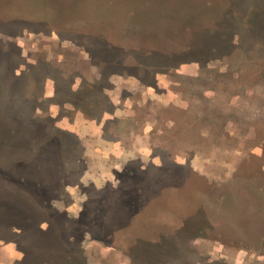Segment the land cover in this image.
Returning a JSON list of instances; mask_svg holds the SVG:
<instances>
[{"label": "rangeland", "instance_id": "374dc122", "mask_svg": "<svg viewBox=\"0 0 264 264\" xmlns=\"http://www.w3.org/2000/svg\"><path fill=\"white\" fill-rule=\"evenodd\" d=\"M14 249L264 264V0H0V264Z\"/></svg>", "mask_w": 264, "mask_h": 264}, {"label": "crops", "instance_id": "0c3cea01", "mask_svg": "<svg viewBox=\"0 0 264 264\" xmlns=\"http://www.w3.org/2000/svg\"><path fill=\"white\" fill-rule=\"evenodd\" d=\"M159 74H155L153 75L154 77L157 76ZM131 78V79H130ZM157 78V77H156ZM111 82L109 83L110 84V87L111 89L109 91H113V90H117L118 89V86L120 84H124V88L127 87V85L125 84H132L134 82H136V86L139 85L140 83V80H138L136 77L134 76H128L127 78L125 79H122V82H126V83H121L119 81H115L114 77L111 76ZM158 80V79H157ZM156 86H158L157 88L160 87L159 85V81L154 83ZM145 88L144 89H152L151 86H144ZM153 87V86H152ZM129 88H132V87H129ZM154 89V87H153ZM129 91V90H128ZM107 94V93H106ZM144 92H142L141 96H144ZM109 99H110V102L113 106H116V98L115 97H112V96H109ZM119 108V107H118ZM124 111H127V114H128V110L127 108L124 106ZM117 112V108H115L113 110V115L116 114ZM50 115L52 116V114L50 113ZM50 116V117H51ZM111 116V115H110ZM77 123H80V119H78V122ZM76 123V124H77ZM84 125L87 126V128H90V129H93V125H92V122H89V121H84ZM74 126V125H73ZM89 252H87L86 250H80V251H75V254H78V257H80L82 259V261L85 263V264H93L91 261H90V258H92L93 256H89L88 255ZM0 254H1V251H0ZM1 257L3 258H6L8 257L9 258V261H10V264H20L24 261V259L26 258V252H22L20 250H16L14 249L13 251L10 250L8 251V254L7 253H4L3 255H1ZM61 258V257H60Z\"/></svg>", "mask_w": 264, "mask_h": 264}, {"label": "trees", "instance_id": "16d2710c", "mask_svg": "<svg viewBox=\"0 0 264 264\" xmlns=\"http://www.w3.org/2000/svg\"><path fill=\"white\" fill-rule=\"evenodd\" d=\"M96 119V117H94Z\"/></svg>", "mask_w": 264, "mask_h": 264}]
</instances>
